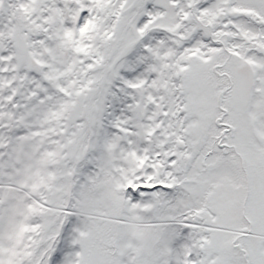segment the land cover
Here are the masks:
<instances>
[{"label":"snow or ice","instance_id":"obj_1","mask_svg":"<svg viewBox=\"0 0 264 264\" xmlns=\"http://www.w3.org/2000/svg\"><path fill=\"white\" fill-rule=\"evenodd\" d=\"M0 264H264V0H0Z\"/></svg>","mask_w":264,"mask_h":264}]
</instances>
